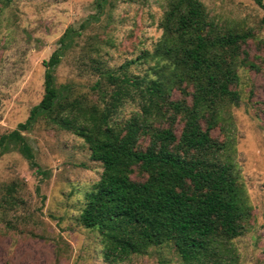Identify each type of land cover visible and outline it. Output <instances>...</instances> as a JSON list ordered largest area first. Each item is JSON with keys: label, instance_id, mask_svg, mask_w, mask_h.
I'll return each mask as SVG.
<instances>
[{"label": "trees", "instance_id": "obj_1", "mask_svg": "<svg viewBox=\"0 0 264 264\" xmlns=\"http://www.w3.org/2000/svg\"><path fill=\"white\" fill-rule=\"evenodd\" d=\"M251 1L264 12L261 0ZM12 2L0 0V11ZM106 3L96 0L97 14ZM157 27L150 50L113 69L94 66L101 106L71 99L67 86L55 85L54 69L79 35L67 28L42 62L40 101L0 136V156L10 146L34 168L21 133L41 117L50 120L80 138L100 166L78 221L97 233L104 261L168 247L180 264H230L225 245L243 234L251 207L230 147L210 131L238 101L233 87L237 69L251 66L243 46L252 34L219 24L199 0H167ZM89 49L94 63L99 50ZM124 104L134 113L113 122Z\"/></svg>", "mask_w": 264, "mask_h": 264}, {"label": "rangeland", "instance_id": "obj_2", "mask_svg": "<svg viewBox=\"0 0 264 264\" xmlns=\"http://www.w3.org/2000/svg\"><path fill=\"white\" fill-rule=\"evenodd\" d=\"M167 0H13L0 11V136L23 123L43 93L42 62L67 28L78 31L54 69L56 87L86 105L101 106L94 66L113 69L150 50ZM219 24L248 30L246 63L237 69L236 105L226 108L212 138L230 147L250 217L225 245L230 264H264V12L251 0H199ZM264 4V0H261ZM84 28L79 30V26ZM90 46L99 50L98 60ZM138 70L129 67L127 72ZM103 96H107V93ZM134 113L124 104L112 116ZM180 127V126H179ZM178 131V127L176 128ZM25 138L35 167L14 149L0 156V264H180L168 247L106 262L97 233L79 224L83 196L100 175L82 140L45 118Z\"/></svg>", "mask_w": 264, "mask_h": 264}]
</instances>
